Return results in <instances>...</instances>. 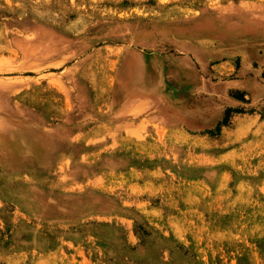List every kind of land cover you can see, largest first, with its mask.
Here are the masks:
<instances>
[{
    "label": "rangeland",
    "instance_id": "374dc122",
    "mask_svg": "<svg viewBox=\"0 0 264 264\" xmlns=\"http://www.w3.org/2000/svg\"><path fill=\"white\" fill-rule=\"evenodd\" d=\"M263 55L264 0H0V264H264Z\"/></svg>",
    "mask_w": 264,
    "mask_h": 264
},
{
    "label": "trees",
    "instance_id": "16d2710c",
    "mask_svg": "<svg viewBox=\"0 0 264 264\" xmlns=\"http://www.w3.org/2000/svg\"><path fill=\"white\" fill-rule=\"evenodd\" d=\"M226 118H227V116L224 115V118L222 119V121H221L220 123H218L217 126H216V129H217V130H219V128H220L221 126H226Z\"/></svg>",
    "mask_w": 264,
    "mask_h": 264
},
{
    "label": "crops",
    "instance_id": "0c3cea01",
    "mask_svg": "<svg viewBox=\"0 0 264 264\" xmlns=\"http://www.w3.org/2000/svg\"><path fill=\"white\" fill-rule=\"evenodd\" d=\"M258 61L263 65L262 68H264V55Z\"/></svg>",
    "mask_w": 264,
    "mask_h": 264
}]
</instances>
